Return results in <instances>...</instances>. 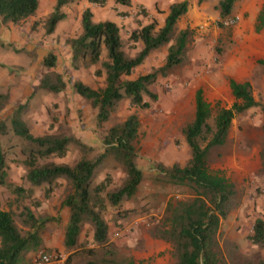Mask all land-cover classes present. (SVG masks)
Wrapping results in <instances>:
<instances>
[{
    "label": "rangeland",
    "instance_id": "1",
    "mask_svg": "<svg viewBox=\"0 0 264 264\" xmlns=\"http://www.w3.org/2000/svg\"><path fill=\"white\" fill-rule=\"evenodd\" d=\"M132 1L133 4L125 6L127 10H122L112 0H106L103 6L89 0H75L62 8L65 19L58 23L52 34H46L45 20L53 12L55 0H40L34 16L18 25L0 22V123L7 127L6 133L0 134V144L9 160V182L28 189L21 164L27 144L10 130V118L19 107H23L21 119L33 136L73 135L93 148V152L87 155L89 159L103 153V138L108 129L121 124L135 112L139 120L135 148L143 180L136 195L121 204L119 210L126 211L124 217L115 219L114 209L104 213L109 226L108 241L121 263L174 264L171 245L153 234L167 221L168 207L192 198L193 191L187 186L170 184L157 166H184L189 160L190 151L182 130L193 120L196 90L201 89L214 115L216 107L232 106L234 98L228 89L229 80L241 79L251 84L254 99L264 107V66L259 64V61L264 62V28L255 30L256 17L264 0H239L229 17L235 22L228 27L222 25L215 10L219 0H187L189 12L194 10L202 17L197 23H192L186 13L177 22V31L186 27L193 31L187 62L174 68L168 76L158 77L150 87L157 100L145 98L150 103L149 109L130 108L128 101L122 100L108 121L98 125L96 109L74 92L72 84L80 81L93 89H101L105 85V75H95L99 65L72 68L67 40L81 33V13L90 7L95 22H120L123 51L128 56H135L141 44H132L130 34L152 21L162 26L167 12L160 8L166 7L169 0ZM154 2L156 12L153 14ZM250 17L254 20L246 26ZM126 18H129V23ZM132 24L134 28H130ZM167 47L153 51L125 79H135L161 66ZM49 54L56 57V67L50 70L42 65ZM104 59L105 53L102 54ZM48 71L63 77L67 84L63 92L54 94L40 88L41 78ZM160 155L163 160H160ZM81 156L78 149L71 146L65 157L49 161L72 166ZM166 159L174 161L167 165ZM208 167L210 172L233 183L236 191L231 209L221 220L217 235L221 264H264V248L254 246L250 241L255 220L260 218L264 221L262 108L250 109L233 119L226 143L209 151ZM106 174L112 176L115 186L124 178L112 158L106 159L96 169L95 181L102 180ZM43 192V188H36L31 197L20 202L30 205L35 215L46 221L40 230L41 248L28 253L20 264H32L39 252L61 257L57 264H66L69 255L63 247L69 213L66 207L61 206L69 187L64 180H59L50 198L45 199ZM0 201L3 210L15 207L18 202L11 189L2 186ZM81 241L86 248H93L88 226L84 227ZM158 242L163 245H157Z\"/></svg>",
    "mask_w": 264,
    "mask_h": 264
},
{
    "label": "trees",
    "instance_id": "2",
    "mask_svg": "<svg viewBox=\"0 0 264 264\" xmlns=\"http://www.w3.org/2000/svg\"><path fill=\"white\" fill-rule=\"evenodd\" d=\"M40 0H0V22L3 25H18L34 16ZM75 0H55L53 12L45 20L46 34H52L59 22L65 19L62 8ZM115 4L130 6L131 0H112ZM202 2L203 0H199ZM239 0H219L215 10L220 20L230 17ZM103 6L106 0H89ZM189 3L181 0L171 4L163 25L155 21L138 28L129 36L132 44H141L135 56L123 51L119 26L112 21L93 20L92 11L83 10L80 18L81 33L67 40L71 51V67H91L99 65L95 75H105V85L101 89L76 81L72 84L74 92L96 109L98 125L108 121L112 111L122 100L129 107L146 110L150 103L145 100H157L150 87L158 77L168 76L176 67L184 65L188 45L193 31L186 27L177 31L179 19L187 13ZM264 27V3L256 17L255 30ZM164 62L158 68L135 79L126 80L134 70L141 66L153 52L167 46ZM105 59L102 60V54ZM259 64L264 66L263 61ZM48 70L56 67V57L49 54L42 61ZM67 87L63 77L53 71L46 72L40 81V88L58 94ZM234 98L230 108L212 107L199 89L194 97L193 120L183 128L182 136L190 151V158L184 166L173 164L165 168L158 165L160 173L173 185L187 186L193 191V197L168 207L169 217L153 234L156 238L169 243L172 248L174 264H221L217 235L221 220L231 209L236 191L233 183L220 174L210 172L208 153L212 148L226 143L233 119L250 109L260 107L252 94L248 81L229 80ZM1 100V95H0ZM19 107L10 118V130L27 147L21 164L24 180L28 189L9 182V160L0 144V186L11 189L17 196V205L7 210L1 208L0 201V264H20L23 258L41 248L40 230L45 220L38 217L28 204L20 203L31 197L36 188L44 189V198L51 197L59 180H64L69 192L61 202L68 209V221L63 237V247L69 253L66 264H134L132 261L121 263L109 244V226L104 213L114 209L115 219L124 217L126 211H120L122 203L132 199L143 180V171L137 163L135 142L138 138L139 120L134 112L121 124L108 129L103 138V153L93 159L87 155L93 148L73 135L33 136L21 119ZM7 127L0 123V134ZM74 146L81 158L72 166L50 162V159L65 157L69 148ZM108 158H112L120 167L124 178L115 186L110 174L96 182V169ZM91 231L93 248L83 246L81 236L84 227ZM252 245L264 248V221L257 218L250 236Z\"/></svg>",
    "mask_w": 264,
    "mask_h": 264
},
{
    "label": "crops",
    "instance_id": "3",
    "mask_svg": "<svg viewBox=\"0 0 264 264\" xmlns=\"http://www.w3.org/2000/svg\"><path fill=\"white\" fill-rule=\"evenodd\" d=\"M138 1V0H137ZM178 0H169V3L167 4V6L165 7V6H163L162 8H160V10H163V11H165V12H167V10H168V8H169V6L171 5V4H173L174 2H177ZM133 2L134 1H132L131 2V4H133ZM141 2H144L143 0L141 1ZM154 4H155V2L153 3V8L151 9L152 10V13L154 14V11L156 12V10H155V8H154ZM88 8H90V7H88ZM119 8L120 9H122V10H127V8L125 7V6H122V5H119ZM190 8H192L191 6H190ZM193 9V8H192ZM166 14V13H165ZM187 14H188V19L190 20V21H192V23H197V21H200V19L202 18L201 17V15L198 13V14H196V13H194V10H192L191 12H189V10L187 11ZM166 16V15H165ZM127 19V21H128V23H129V18H126ZM252 20H254L252 17H250L249 18V20H248V22L246 23V26H250L251 24H252ZM114 23H116L118 26H120V22H118V21H113ZM127 23V24H128ZM255 24H256V21H255ZM135 27V25L134 24H132L131 26H130V28H134ZM264 28V27H263ZM262 29V28H261ZM260 29V30H261ZM234 81H236V82H242V80L241 79H234ZM228 89L230 90V87H229V85H228ZM199 90V89H198ZM201 90V89H200ZM197 91V90H196ZM196 93V92H195ZM195 97V96H194ZM160 160H163V158L161 157V155H160ZM171 161H174V159L173 160H167L166 159V164L167 165H169V162H171ZM157 245H159V246H162L163 244L162 243H160V242H158V244Z\"/></svg>",
    "mask_w": 264,
    "mask_h": 264
},
{
    "label": "built area",
    "instance_id": "4",
    "mask_svg": "<svg viewBox=\"0 0 264 264\" xmlns=\"http://www.w3.org/2000/svg\"><path fill=\"white\" fill-rule=\"evenodd\" d=\"M235 20L233 18H226L222 20V25L225 27L232 26L234 24ZM61 258V257H59ZM58 256L54 254H48L44 252H39L37 254L36 259L33 261L32 264H57L60 261H58Z\"/></svg>",
    "mask_w": 264,
    "mask_h": 264
}]
</instances>
